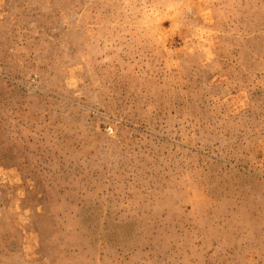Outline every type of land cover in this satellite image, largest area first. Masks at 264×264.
<instances>
[{"label":"rangeland","instance_id":"obj_1","mask_svg":"<svg viewBox=\"0 0 264 264\" xmlns=\"http://www.w3.org/2000/svg\"><path fill=\"white\" fill-rule=\"evenodd\" d=\"M0 264H264V0H0Z\"/></svg>","mask_w":264,"mask_h":264}]
</instances>
